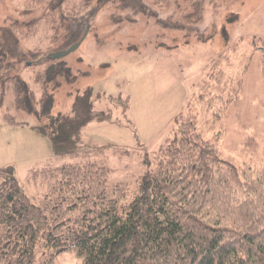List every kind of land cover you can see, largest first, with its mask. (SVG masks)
<instances>
[{"label":"trees","instance_id":"1","mask_svg":"<svg viewBox=\"0 0 264 264\" xmlns=\"http://www.w3.org/2000/svg\"><path fill=\"white\" fill-rule=\"evenodd\" d=\"M103 2L21 0L16 20L0 26V109L12 95L56 156L74 154L89 123L109 121L103 112L95 116L90 88L73 111L52 113L56 92L78 78L66 57L53 56L89 33ZM258 50L264 78V40ZM146 164L133 192L108 185L107 168L95 161L35 172L46 181L37 202L11 168L0 170V264H55L65 253L81 264H264V163L222 160L188 119Z\"/></svg>","mask_w":264,"mask_h":264},{"label":"rangeland","instance_id":"2","mask_svg":"<svg viewBox=\"0 0 264 264\" xmlns=\"http://www.w3.org/2000/svg\"><path fill=\"white\" fill-rule=\"evenodd\" d=\"M20 2L0 0V26L16 20ZM101 6L86 25L83 44L64 58L78 78L56 92L52 113L73 111L90 88L94 115L103 112L109 121L89 123L76 152L56 156L50 138L17 112L9 95L0 109V170L11 168L34 202L46 188L43 174L35 172L86 161L107 168L108 185L127 184L133 192L147 159L154 160L180 120L188 119L222 160L235 167L263 165L258 47L264 40V0H104ZM5 114L25 125H8ZM55 264L81 261L65 253Z\"/></svg>","mask_w":264,"mask_h":264},{"label":"water","instance_id":"3","mask_svg":"<svg viewBox=\"0 0 264 264\" xmlns=\"http://www.w3.org/2000/svg\"><path fill=\"white\" fill-rule=\"evenodd\" d=\"M87 34L88 32L85 34V36L77 43L75 44L74 46H72L71 48H69L67 51H64V52H60V53H57L53 56V59L54 60H60L64 57H66L67 55L77 51L80 46L83 44V42L85 41V39L87 38Z\"/></svg>","mask_w":264,"mask_h":264}]
</instances>
